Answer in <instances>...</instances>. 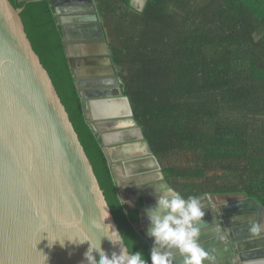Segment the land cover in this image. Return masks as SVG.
Wrapping results in <instances>:
<instances>
[{
	"label": "water",
	"instance_id": "obj_1",
	"mask_svg": "<svg viewBox=\"0 0 264 264\" xmlns=\"http://www.w3.org/2000/svg\"><path fill=\"white\" fill-rule=\"evenodd\" d=\"M147 2L130 6L143 11ZM51 3L86 116L122 201L144 197L141 213L160 264H264V204L255 197L211 193L173 209L165 198L148 201L172 186L124 94L96 0ZM22 11L0 0V264H135ZM144 158L156 168L139 173L134 162ZM151 174L156 180L126 182Z\"/></svg>",
	"mask_w": 264,
	"mask_h": 264
},
{
	"label": "trees",
	"instance_id": "obj_2",
	"mask_svg": "<svg viewBox=\"0 0 264 264\" xmlns=\"http://www.w3.org/2000/svg\"><path fill=\"white\" fill-rule=\"evenodd\" d=\"M91 158L135 264H160L142 220L143 199H121L102 140L86 116L51 0H11ZM124 94L183 202L245 192L264 204V0H96ZM260 35L259 37H257ZM178 204H181L179 202Z\"/></svg>",
	"mask_w": 264,
	"mask_h": 264
},
{
	"label": "crops",
	"instance_id": "obj_3",
	"mask_svg": "<svg viewBox=\"0 0 264 264\" xmlns=\"http://www.w3.org/2000/svg\"><path fill=\"white\" fill-rule=\"evenodd\" d=\"M115 92L116 91H114V93ZM145 159H146V161L145 162L143 161V164L146 166L145 167L146 168L145 170H148V169L153 170V169L156 168V165L153 163V160L152 159H150V158H144L143 160H145ZM134 163H136V162H134ZM131 167H133V164H131ZM117 172L119 174V177L124 176V175H128V173L126 174L122 169H118ZM135 178L136 177H134V179ZM149 180H156V175L155 174H151L149 176V178L147 176H144V177L143 176L142 177L139 176L135 180H129V181L127 180L126 182H129V183H134V182L135 183H139V182L140 183H146ZM124 185H125V183H124ZM174 196H176V194H175L174 189H172V190H167V191H164V192H158V193L151 194V195L148 196V201H156V200H161V199H164L165 198L167 200V202L169 203L170 208L173 209V208H177V207H179V206L182 205V204H178L179 201L178 200H175V199H178V197H174ZM141 199H143V201L145 202L144 197H141L140 200ZM126 204L129 207L133 208V207H135V206L138 205V202H135V200L131 199ZM141 221H142V227L146 229L147 233H149L148 232V227H147V224H146V219H145L144 213L142 215V220Z\"/></svg>",
	"mask_w": 264,
	"mask_h": 264
},
{
	"label": "rangeland",
	"instance_id": "obj_4",
	"mask_svg": "<svg viewBox=\"0 0 264 264\" xmlns=\"http://www.w3.org/2000/svg\"><path fill=\"white\" fill-rule=\"evenodd\" d=\"M258 35L257 37H259ZM118 73L121 71V67L119 66L118 68ZM119 76V75H118ZM119 79L122 81V78L119 76ZM192 155V154H191ZM190 154H186L185 152H179L177 154H173L172 156H169L168 158L164 159L163 163L160 162V164L163 166L165 165H177V166H185V165H190L192 164V156ZM160 161V160H159ZM174 191L177 193L176 189L173 187ZM239 192V191H238ZM178 196V193H177ZM179 202L183 203L181 198L179 197L178 199ZM138 227H142V221H140L137 224Z\"/></svg>",
	"mask_w": 264,
	"mask_h": 264
},
{
	"label": "flooded vegetation",
	"instance_id": "obj_5",
	"mask_svg": "<svg viewBox=\"0 0 264 264\" xmlns=\"http://www.w3.org/2000/svg\"><path fill=\"white\" fill-rule=\"evenodd\" d=\"M99 43H101V41H99ZM143 161L145 162L146 161V159L145 160H138V161H136V163H134V166L136 165V170L140 173V172H145V165L143 164ZM147 171V170H146ZM172 186V185H171ZM172 189H173V187H172ZM162 192H164V191H162ZM175 194H177L176 192H175ZM174 197H178L179 198V196H174ZM182 205L181 206H183V205H185V204H188V203H186V202H183V203H181Z\"/></svg>",
	"mask_w": 264,
	"mask_h": 264
},
{
	"label": "bare ground",
	"instance_id": "obj_6",
	"mask_svg": "<svg viewBox=\"0 0 264 264\" xmlns=\"http://www.w3.org/2000/svg\"><path fill=\"white\" fill-rule=\"evenodd\" d=\"M122 105H123V102H122ZM124 105H125V107H126V104H125V102H124Z\"/></svg>",
	"mask_w": 264,
	"mask_h": 264
}]
</instances>
